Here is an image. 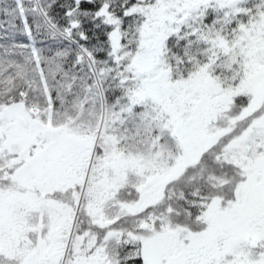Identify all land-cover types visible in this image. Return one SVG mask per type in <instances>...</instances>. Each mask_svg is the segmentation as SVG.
I'll return each instance as SVG.
<instances>
[{"label":"snow or ice","instance_id":"snow-or-ice-1","mask_svg":"<svg viewBox=\"0 0 264 264\" xmlns=\"http://www.w3.org/2000/svg\"><path fill=\"white\" fill-rule=\"evenodd\" d=\"M0 264H264V0H0Z\"/></svg>","mask_w":264,"mask_h":264}]
</instances>
